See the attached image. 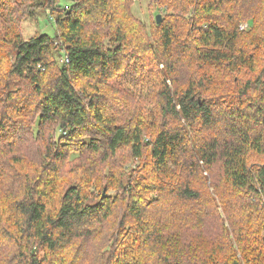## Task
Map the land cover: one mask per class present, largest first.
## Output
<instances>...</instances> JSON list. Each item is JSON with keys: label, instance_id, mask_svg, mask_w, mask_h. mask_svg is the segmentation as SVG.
Here are the masks:
<instances>
[{"label": "trees", "instance_id": "16d2710c", "mask_svg": "<svg viewBox=\"0 0 264 264\" xmlns=\"http://www.w3.org/2000/svg\"><path fill=\"white\" fill-rule=\"evenodd\" d=\"M142 1L0 0V264H264V0Z\"/></svg>", "mask_w": 264, "mask_h": 264}, {"label": "rangeland", "instance_id": "374dc122", "mask_svg": "<svg viewBox=\"0 0 264 264\" xmlns=\"http://www.w3.org/2000/svg\"><path fill=\"white\" fill-rule=\"evenodd\" d=\"M148 9V2L143 0L142 2L136 3L133 12L137 18L145 21L147 27L150 28L151 15H156L158 10L153 8V10L148 11ZM46 14L47 13L44 10H37V12L35 13L36 16L34 15V17L27 18L26 23L23 27V37L25 39H30L31 37L38 35L39 33L54 35L53 23H51L52 21L50 22ZM245 26H243V28ZM64 60L65 57L61 58L59 61L62 63L64 62Z\"/></svg>", "mask_w": 264, "mask_h": 264}, {"label": "water", "instance_id": "95a60500", "mask_svg": "<svg viewBox=\"0 0 264 264\" xmlns=\"http://www.w3.org/2000/svg\"><path fill=\"white\" fill-rule=\"evenodd\" d=\"M161 15L158 16V23H160Z\"/></svg>", "mask_w": 264, "mask_h": 264}, {"label": "built area", "instance_id": "2783aa9c", "mask_svg": "<svg viewBox=\"0 0 264 264\" xmlns=\"http://www.w3.org/2000/svg\"><path fill=\"white\" fill-rule=\"evenodd\" d=\"M68 58L66 57V62H68V60H67ZM65 61V60H64Z\"/></svg>", "mask_w": 264, "mask_h": 264}]
</instances>
